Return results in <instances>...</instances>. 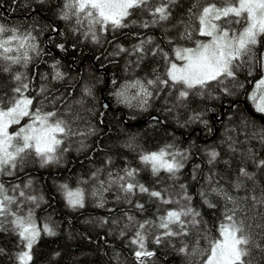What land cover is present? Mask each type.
Returning <instances> with one entry per match:
<instances>
[{
	"label": "snow or ice",
	"instance_id": "6c2138e0",
	"mask_svg": "<svg viewBox=\"0 0 264 264\" xmlns=\"http://www.w3.org/2000/svg\"><path fill=\"white\" fill-rule=\"evenodd\" d=\"M22 2L28 6V0ZM57 16L74 35L101 46L103 38L114 43L109 55L126 57V69L132 70L133 77L114 95L129 107L136 100V107L147 110L149 100L163 93L168 111L183 109L191 97L211 96L213 90L231 96L245 87L242 75L247 80L259 73L248 99L256 112L264 114V0H191L187 8L183 0H61ZM132 28L158 29L160 35L129 32L126 38H135V43L125 47L116 42ZM51 32L61 35L55 26ZM38 37L34 28L21 31L0 23V75L6 74L0 85V232L16 237L19 264H31L32 249L41 235L56 236L58 229L51 218L37 222L35 209L46 201L34 178L25 173L21 181L19 174L33 163L60 164L73 144L77 152H86L91 147L86 141L99 131L85 120L80 100L69 102L64 92L51 87L66 78L58 60L51 66V80L41 75L38 88L34 75L19 70L41 54ZM55 47L65 50L63 43ZM142 66L150 70L143 78L136 77ZM129 90H135L131 98L126 95ZM65 91L71 96V91ZM83 94L91 96L92 90L85 87ZM200 116L197 113L193 119ZM82 122L87 123L86 129L80 127ZM14 125L19 127L10 131ZM232 132L224 140L228 159L212 148L206 151L207 173L201 174L200 164L192 168L190 180L199 184L195 195L183 181L186 151L167 144L144 152L131 139L125 146L137 152L143 168L117 170L111 167L112 158L106 157L102 167L79 179L77 187L64 183L58 190L72 210L83 209L89 196L103 208L105 193L111 192L114 203L121 206L119 214L87 223L107 227L109 235L125 240L135 264H156L157 251L164 249L183 257L185 264H193L194 258L198 264H264V185L260 183L264 126L249 129L245 122L239 132ZM252 141L260 145L259 151ZM218 162L236 168L224 183L216 171ZM142 170L151 176L148 184L140 179ZM196 197L202 206L220 212L211 227L201 208L193 204ZM146 204L154 207V213L138 219L136 213L142 215ZM108 211L116 213L115 208Z\"/></svg>",
	"mask_w": 264,
	"mask_h": 264
},
{
	"label": "trees",
	"instance_id": "16d2710c",
	"mask_svg": "<svg viewBox=\"0 0 264 264\" xmlns=\"http://www.w3.org/2000/svg\"><path fill=\"white\" fill-rule=\"evenodd\" d=\"M190 2L191 0H183V7L187 8ZM60 3L61 0H44L43 4L39 0H28V6H25L22 0H17V3H13V0H0V23L7 27L20 28L21 31L34 28L39 32L41 54L34 56L33 62L27 68L19 70L29 76L34 75V85L38 88L41 75L46 74L51 80V66L58 60L59 70L66 74V78L59 83L53 82L51 87L64 92L69 102L80 100L85 120L99 130L98 135L91 136L86 141L91 146L86 152H77V146L73 144L64 154L60 164L46 167L36 164L19 174L21 181L26 178L25 173L36 178V184L46 201L41 203L37 213L43 215L45 221L51 218L58 224L56 236L42 234L34 245L31 264H135L131 246L127 245L125 240L109 235L107 227L87 223L88 220L95 221L106 217L111 219L113 215L119 214L121 206L114 203L112 193H105L107 203L103 208L97 207L95 199L89 196L83 209L72 210L66 206L58 185L67 183L71 188L77 187L79 179H87L91 170L102 167L106 157L112 158L114 163L111 167L117 170L125 166L143 168L137 158V152L125 146L131 139L134 147L144 152L158 150L167 144L186 151L189 159L183 170V181L190 184L189 190L195 195L199 184L191 181L190 175L192 168L197 164L201 165V174L207 173L206 151L215 148L224 159H228L225 155L224 140L234 134L233 129L239 132L245 122L249 129L264 126V114L256 112L253 103L248 99L255 80L259 79V73L247 80L242 75L240 79L245 87L237 88L231 96H224L213 90L211 96L191 97L189 104L183 109L168 111L163 93L160 98L149 100L147 110L136 107V100H131L134 106L129 107L114 95L133 77L132 70L126 69V57L122 55L113 58L109 55L113 51L114 43L104 42L103 38L101 46L79 34L74 35L70 31V25L57 16ZM51 26L58 28L61 35L51 32ZM129 32H141L143 35L157 37L160 35L158 29L132 28L124 30L125 34L119 35L116 42L125 47L135 43V38H126ZM49 36H52L53 40L49 41ZM107 39L111 40V35ZM59 43L65 45L64 51L55 47ZM149 70L147 66H142L134 75L143 78ZM5 76L6 74L0 75V85H3ZM85 87L92 90L91 96L83 94ZM66 89L71 91V96L67 95ZM134 91L130 90L126 95L131 98ZM30 94L35 95V92ZM216 96H219V99H216ZM105 100L109 103V109L103 107ZM248 107L253 111L249 112ZM197 113H201L199 120L193 119ZM100 119L103 120L102 124L98 122ZM143 120V123L138 124ZM22 122H27V118ZM80 127L86 129L87 123L82 122ZM251 146L260 150L256 141H252ZM101 148L103 150H100ZM261 154L264 155V152ZM216 171L224 178L221 181L224 183L235 174L236 168L234 165L229 169L218 162ZM140 179L148 184L151 176L146 170H142ZM260 183L264 185V180ZM193 204L201 208L211 227L214 217L219 216L220 212L202 206L199 197L194 199ZM110 208H115L116 213H110ZM154 211V207L146 204V211L142 215L136 214L138 219H142L143 216H152ZM39 220L42 219L39 217ZM149 247L154 246L149 244ZM0 249H3L0 264H19L16 256L21 248L14 235L0 232ZM156 264H185V261L180 255L164 249L157 251ZM193 264H198L197 259H193Z\"/></svg>",
	"mask_w": 264,
	"mask_h": 264
},
{
	"label": "rangeland",
	"instance_id": "374dc122",
	"mask_svg": "<svg viewBox=\"0 0 264 264\" xmlns=\"http://www.w3.org/2000/svg\"><path fill=\"white\" fill-rule=\"evenodd\" d=\"M253 88H254V86H253ZM253 90V89H252ZM130 91V90H129ZM251 93V92H250ZM23 123H26V122H22V124ZM19 126H16V125H14L13 126V128L12 129H10V131H14L16 128H18ZM62 162V161H61ZM36 164H38V163H33V164H31V165H29L27 168H29V167H33L34 165H36ZM39 165V164H38ZM34 180L36 181V178H34ZM41 206V205H40ZM38 209L39 208H37V209H35V218H36V220H37V222L40 224V222H45V217H43V215H40V214H38L37 212H38ZM39 215V217L42 219V220H39V217H37Z\"/></svg>",
	"mask_w": 264,
	"mask_h": 264
},
{
	"label": "water",
	"instance_id": "95a60500",
	"mask_svg": "<svg viewBox=\"0 0 264 264\" xmlns=\"http://www.w3.org/2000/svg\"><path fill=\"white\" fill-rule=\"evenodd\" d=\"M227 106V104H225L224 105V107H226ZM103 107L105 108V109H109V103H108V101L107 100H105L104 102H103ZM224 107L222 108V111H224ZM248 111L249 112H252L253 111V109L252 108H250V107H248ZM223 117V116H222ZM221 117V118H222ZM221 118H219V119H221ZM144 122V120L143 121H141V122H138V124H141V123H143Z\"/></svg>",
	"mask_w": 264,
	"mask_h": 264
},
{
	"label": "bare ground",
	"instance_id": "6f19581e",
	"mask_svg": "<svg viewBox=\"0 0 264 264\" xmlns=\"http://www.w3.org/2000/svg\"><path fill=\"white\" fill-rule=\"evenodd\" d=\"M118 101V100H117ZM125 105V104H124ZM122 109V108H121ZM198 123V122H197ZM200 123V122H199ZM198 125V124H197Z\"/></svg>",
	"mask_w": 264,
	"mask_h": 264
}]
</instances>
